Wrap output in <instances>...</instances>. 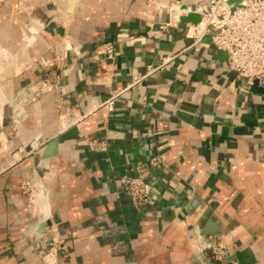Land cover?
I'll return each instance as SVG.
<instances>
[{"label": "crops", "instance_id": "0c3cea01", "mask_svg": "<svg viewBox=\"0 0 264 264\" xmlns=\"http://www.w3.org/2000/svg\"><path fill=\"white\" fill-rule=\"evenodd\" d=\"M196 3L0 0V264H264V92L186 35ZM66 112L77 131L44 158ZM151 158L135 207L120 180Z\"/></svg>", "mask_w": 264, "mask_h": 264}, {"label": "built area", "instance_id": "2783aa9c", "mask_svg": "<svg viewBox=\"0 0 264 264\" xmlns=\"http://www.w3.org/2000/svg\"><path fill=\"white\" fill-rule=\"evenodd\" d=\"M195 6V13L200 15V20L189 25L186 35L197 42L204 34H211L215 48L227 52L229 68L232 71L241 77L257 80L264 86V0H241L234 9L230 7L229 0H197ZM173 13L169 25L180 20V13ZM106 50L108 53L113 52L112 46H108ZM57 78L55 71L47 72L44 78L33 86V92L40 95L58 89ZM80 121L81 118H75L67 112L62 114L58 123L59 133L68 131ZM90 147L102 150L105 143L93 142ZM21 152L23 150L16 152L14 157ZM158 164V158H151L137 165L134 175L125 176L120 180L122 191L135 207L144 206L149 202L152 193L149 177ZM22 189L28 192L33 203L35 198L44 192L43 185L35 178L24 181ZM56 244L63 245V241H57ZM212 257L216 261H224L225 251L213 247Z\"/></svg>", "mask_w": 264, "mask_h": 264}, {"label": "water", "instance_id": "95a60500", "mask_svg": "<svg viewBox=\"0 0 264 264\" xmlns=\"http://www.w3.org/2000/svg\"><path fill=\"white\" fill-rule=\"evenodd\" d=\"M195 7L196 6H194L193 8H192V11L191 12H194L195 13ZM197 14V13H196ZM198 15V21L200 20V15L199 14H197ZM183 20V18H181V21ZM198 21L197 22H194L193 24H196V23H198ZM254 83L259 87L260 86V90H261V92H264V86H262V85H260V83L257 81V80H255L254 81ZM76 131H77V128H75V129H71V130H68V131H66V132H64L63 134H60L58 137H56L54 140H52L50 143H49V145H48V147H47V149H46V151H45V153H44V158H51V157H54L56 154H57V151H58V147H59V145L60 144H62L67 138H69V136L70 135H72V134H75L76 133ZM198 201H196V199H194V201L192 202V206H191V208L190 209H195V208H197V205L198 204H196ZM208 211L206 212V214H204V216H203V222L202 223H206L207 222V216H208ZM206 234H208V232L207 231H204ZM203 232V233H204ZM210 234H213V232L212 233H210Z\"/></svg>", "mask_w": 264, "mask_h": 264}, {"label": "rangeland", "instance_id": "374dc122", "mask_svg": "<svg viewBox=\"0 0 264 264\" xmlns=\"http://www.w3.org/2000/svg\"><path fill=\"white\" fill-rule=\"evenodd\" d=\"M229 4H230V7L232 8V9H234L237 5H236V3H235V0H230L229 1Z\"/></svg>", "mask_w": 264, "mask_h": 264}, {"label": "bare ground", "instance_id": "6f19581e", "mask_svg": "<svg viewBox=\"0 0 264 264\" xmlns=\"http://www.w3.org/2000/svg\"><path fill=\"white\" fill-rule=\"evenodd\" d=\"M42 194H43V193H42ZM42 194L38 195V196L35 198V203L39 202V200L43 198V195H42ZM42 200H43V199H42ZM40 201H41V200H40Z\"/></svg>", "mask_w": 264, "mask_h": 264}]
</instances>
